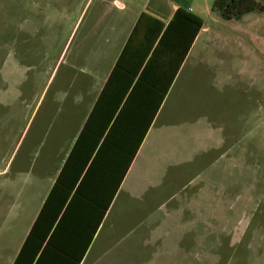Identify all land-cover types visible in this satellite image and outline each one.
I'll list each match as a JSON object with an SVG mask.
<instances>
[{
  "label": "rangeland",
  "instance_id": "374dc122",
  "mask_svg": "<svg viewBox=\"0 0 264 264\" xmlns=\"http://www.w3.org/2000/svg\"><path fill=\"white\" fill-rule=\"evenodd\" d=\"M214 2L0 0V20L23 25L27 68L26 108L13 124L10 149L0 155V264L15 259L138 16L163 17L176 7L198 13L205 32L155 125L177 146L158 178L164 194L157 195H176L173 202L182 206L191 205L186 198L199 202L204 219L192 233L187 214L173 221L165 240L151 246V262H160L170 237L180 250L166 251V261L264 264V11L225 20L212 11ZM2 30L0 22L5 42ZM19 197L32 199L21 213L7 202L23 206ZM166 204L163 211L171 214ZM132 230L131 238L139 228Z\"/></svg>",
  "mask_w": 264,
  "mask_h": 264
},
{
  "label": "crops",
  "instance_id": "0c3cea01",
  "mask_svg": "<svg viewBox=\"0 0 264 264\" xmlns=\"http://www.w3.org/2000/svg\"><path fill=\"white\" fill-rule=\"evenodd\" d=\"M120 7L123 8V5H120ZM178 8L180 7H176L173 12L167 13L163 17L156 16L155 18L160 19L164 23L168 24L172 20L173 15ZM184 9L192 12L191 8ZM192 13L200 16L196 12ZM0 22L3 26L2 35L5 38V42L0 41L1 155L6 154V152H8L10 149L13 124H18V121H20L22 116V108H26L27 101L25 91L27 89V68L25 66L26 50L23 47L25 42L24 38H22V23H15L12 22V20L6 18L1 19ZM12 26L15 28L19 27V30L17 29L14 31V35H11L12 33L9 31ZM131 30H133V28H131L129 32H131ZM204 32L205 30L203 27L197 39L195 40V43L192 46L185 62L183 63L174 83L172 84L169 93L167 94L157 115L155 116L142 145L139 147L137 156L135 157L125 179L122 177V145H118V140L121 141L122 139V129L119 128V130H115L114 136L110 138L112 141L107 143L104 148H101V146L104 143L105 138L101 139L99 146L97 147L95 153L89 161V164L84 169L81 176L80 182L87 175L90 168L92 169L90 174L88 173V178L86 177V187H84V190L81 194L74 195L73 193V195L67 199V203L64 206V211L59 216L57 223L52 229V234L54 235V239L52 241L54 247L52 248V255L46 256L42 262H52L51 264H76V260L81 258L79 264H182V262H171L170 259L166 261L165 258L166 251L180 250L179 242L172 244V238L168 237L169 242L162 244L163 249L161 251L162 257H160V262H151V258L153 256L151 253V246L161 243L160 241L162 239L165 240V229H167V227L169 228L173 221H183L182 219L185 218L186 214L188 223V225L186 223V228L188 229L187 231H191L190 233H192L193 229L198 227V225L203 222L204 214L198 207L199 202L190 198H186L184 202H188V204L191 205L182 206V201L179 203L173 202L178 198L176 195L169 196V198L166 199L157 195L164 194L162 191L159 193L158 189L163 185V183L160 184V182H158V178L160 179L163 177V173L161 171L164 169V165L171 160L170 158L176 155L173 148H176L177 146L171 144L172 137L167 135L166 132L159 129L156 131L155 125L168 101L170 94L177 84L178 79L182 75L185 66L187 65ZM130 34L131 33H128V36H130ZM126 39L125 41L123 40L124 45L127 41ZM107 74L108 73H106V75ZM109 75L107 76V79ZM189 82L190 79L183 82L182 85L185 87ZM99 96L100 94L98 95L97 99ZM97 99L95 103L97 102ZM95 103L92 107V110L95 106ZM92 110L88 114V117L77 138L75 139L74 144L66 154L63 165L61 168L60 166L57 168V175L48 188L45 197L41 201L31 226L28 229L26 236L24 237L18 249V252L15 255V259L11 264L15 262L20 250L22 249V246L24 245L31 228L38 218L65 163L71 155ZM180 112H184L182 103ZM175 114H179V112L175 110ZM166 122L167 121L165 120V124ZM137 131L138 130H132L131 135L135 136ZM163 133L167 135V138L164 142L162 141L159 143V139L161 138L160 136ZM210 138L213 139L214 136L212 135ZM83 148V152L88 151L86 150V147ZM100 148L102 152L98 155ZM79 151H81L80 148H78V154H76V156L80 155ZM155 152L156 154H160V159H157ZM76 156H74L71 162L72 167L77 165ZM142 157L144 160L140 164H137L138 160L142 159ZM194 162V159L191 158L190 163ZM118 170L120 171L121 185L110 207L108 208V196L106 188L108 185L114 186L113 183L116 182ZM178 174L181 173L179 172ZM124 188L126 194L121 195V191ZM155 190L156 192L153 193ZM147 191L150 193V195L146 194ZM7 202L14 204L13 206H16V208H18L21 213L22 209L26 210L27 205L29 206V203L31 204L32 199L27 197H19L18 203L24 204L23 206H18L17 204L15 205L14 202L16 201L13 200H7ZM166 203L171 206V214L167 211H163ZM168 204H166V207ZM194 206H196V208ZM102 207H104L105 214L101 223L97 225L102 212H104ZM168 216L170 221H163ZM96 226L97 229H95L94 232V228H96ZM132 228H139V230L138 233H136L131 238V234L134 233ZM183 228L186 229L184 226ZM127 237L130 239L126 240ZM191 239L192 238H190L189 241H191ZM188 254L192 256L191 251H188ZM186 262L187 257L185 258V262H183V264H186ZM214 264H217V262Z\"/></svg>",
  "mask_w": 264,
  "mask_h": 264
},
{
  "label": "trees",
  "instance_id": "16d2710c",
  "mask_svg": "<svg viewBox=\"0 0 264 264\" xmlns=\"http://www.w3.org/2000/svg\"><path fill=\"white\" fill-rule=\"evenodd\" d=\"M212 11L225 20H240L254 11H264V5L258 0H215ZM203 27L204 20L200 16L181 7L176 9L168 24L147 13L140 15L13 264L52 263L42 262L46 256L52 255V229L63 213L67 199L73 193L81 194L86 187V177L88 178L92 169L80 182L81 176L101 139L105 138L101 146L104 148L112 141L110 138L119 128L122 129V139L118 140V145H122V177L125 179ZM132 130H138L135 136L131 135ZM83 147L88 151L83 152ZM78 148L81 151L76 156ZM101 148L98 155L102 152ZM74 156L77 158V165L72 167ZM113 184L114 186L108 185L106 188L108 208L121 185L119 170ZM104 214L105 210L97 225L101 223ZM95 229L97 226L94 232ZM80 261L81 258L76 260V264Z\"/></svg>",
  "mask_w": 264,
  "mask_h": 264
}]
</instances>
